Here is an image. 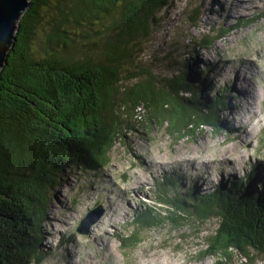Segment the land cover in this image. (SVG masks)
Masks as SVG:
<instances>
[{"label":"trees","instance_id":"16d2710c","mask_svg":"<svg viewBox=\"0 0 264 264\" xmlns=\"http://www.w3.org/2000/svg\"><path fill=\"white\" fill-rule=\"evenodd\" d=\"M51 1L29 0L0 70V264L41 261L49 190L58 186L65 169L106 166L113 146L133 129L139 106L149 110L150 124H164L179 139L203 127L219 131L227 111L226 89L212 92L207 67L191 74L186 65L181 75L162 83L149 73L143 80L136 75L130 78L132 85L121 87L124 73L132 72L136 49L149 38L155 15L170 0H54L53 6ZM198 12L195 8L193 16ZM193 16L189 23L196 27L198 16ZM258 19H264V10L253 15V22ZM70 25L85 26L80 42L69 37ZM39 30L45 33L43 53L33 47ZM255 178L252 166L238 181L220 182L202 194L191 184L183 198L167 201L176 212L200 222L218 221L202 256L225 263L231 252L247 259L249 251L264 255V185L258 182L257 192ZM166 180L177 188L176 181ZM148 217L141 213L136 222L145 225Z\"/></svg>","mask_w":264,"mask_h":264},{"label":"rangeland","instance_id":"374dc122","mask_svg":"<svg viewBox=\"0 0 264 264\" xmlns=\"http://www.w3.org/2000/svg\"><path fill=\"white\" fill-rule=\"evenodd\" d=\"M195 8L199 15L192 27L189 17ZM263 10L264 0H170L155 15L121 87L132 85L136 75L143 80L149 73L162 83L181 75L186 65L191 74L207 67L212 92L225 88L228 96L223 126L217 132L203 127L179 139L164 124H150L149 110L139 106L133 129L113 146L106 166L65 169L58 186L49 190L38 264H264V255L255 251H249L248 259L231 252L225 263L202 256L218 221L200 222L167 204L183 198L191 184L199 194L211 192L220 182L245 178L252 166L254 188L259 192L257 183L264 185V19L252 21ZM236 24L225 37L215 38ZM68 29L69 37L80 42L86 28ZM39 32L33 47L43 53L45 33ZM211 38L216 40L202 44ZM166 179L176 181L177 188ZM97 207L104 209L103 216L87 235L78 234L80 221ZM141 213L149 214L145 225L136 222Z\"/></svg>","mask_w":264,"mask_h":264},{"label":"water","instance_id":"95a60500","mask_svg":"<svg viewBox=\"0 0 264 264\" xmlns=\"http://www.w3.org/2000/svg\"><path fill=\"white\" fill-rule=\"evenodd\" d=\"M29 6V0H0V70L6 64L7 54L14 42L18 22ZM104 213V209L97 207L88 212L80 221L77 233L87 235L90 228Z\"/></svg>","mask_w":264,"mask_h":264}]
</instances>
